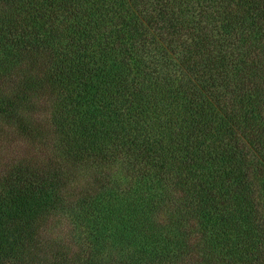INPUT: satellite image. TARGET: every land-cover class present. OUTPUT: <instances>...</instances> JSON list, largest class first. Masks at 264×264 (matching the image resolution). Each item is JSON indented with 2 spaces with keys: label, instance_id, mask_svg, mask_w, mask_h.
Instances as JSON below:
<instances>
[{
  "label": "trees",
  "instance_id": "obj_1",
  "mask_svg": "<svg viewBox=\"0 0 264 264\" xmlns=\"http://www.w3.org/2000/svg\"><path fill=\"white\" fill-rule=\"evenodd\" d=\"M0 2V118L42 144L48 93L64 156L0 175V264L61 214L67 264H264V0Z\"/></svg>",
  "mask_w": 264,
  "mask_h": 264
},
{
  "label": "rangeland",
  "instance_id": "obj_2",
  "mask_svg": "<svg viewBox=\"0 0 264 264\" xmlns=\"http://www.w3.org/2000/svg\"><path fill=\"white\" fill-rule=\"evenodd\" d=\"M5 8V4L0 2V13ZM15 70L16 67H13L12 71L15 72ZM3 72L4 70L0 71V75H2L0 76V96L8 95L13 91L16 83V76L13 73L6 76ZM32 102L35 109L30 113V122L45 132L42 144L40 142L30 144L23 139H18L14 134V128L6 125L0 118V175L10 171L20 159L25 158L29 159L30 162L40 159L47 161L51 165L64 167V156L59 149L57 131L52 123L48 93L39 96L37 99H32ZM0 105H2V100H0ZM47 231L46 239L50 242V245L48 248L44 246L46 252L41 254L43 259L49 260L51 256L57 253L58 259L55 261L56 264H67L65 261V257L67 256L64 254L70 248H75L72 243L76 241L77 237L71 231L69 217L65 214L52 217L47 223ZM87 250L89 249H86L85 257L89 256Z\"/></svg>",
  "mask_w": 264,
  "mask_h": 264
}]
</instances>
